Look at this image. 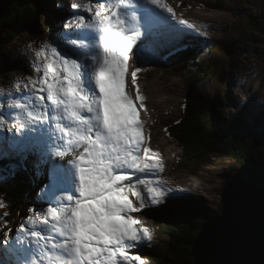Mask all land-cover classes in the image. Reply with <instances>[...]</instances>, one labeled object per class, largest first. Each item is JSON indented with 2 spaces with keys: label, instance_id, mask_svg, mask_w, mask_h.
<instances>
[{
  "label": "snow or ice",
  "instance_id": "snow-or-ice-1",
  "mask_svg": "<svg viewBox=\"0 0 264 264\" xmlns=\"http://www.w3.org/2000/svg\"><path fill=\"white\" fill-rule=\"evenodd\" d=\"M55 7L69 14L50 42L25 52L33 74L0 88V183L39 184L15 228L0 199V264H147L138 250L154 229L136 214L173 189L143 135L139 75L193 25L165 0Z\"/></svg>",
  "mask_w": 264,
  "mask_h": 264
},
{
  "label": "rangeland",
  "instance_id": "rangeland-1",
  "mask_svg": "<svg viewBox=\"0 0 264 264\" xmlns=\"http://www.w3.org/2000/svg\"><path fill=\"white\" fill-rule=\"evenodd\" d=\"M165 2L173 8L177 22L184 20L193 25L192 29L184 28L187 39L175 48L191 47L196 54V64L194 68L182 71L169 64L145 77L139 75L142 94L146 97V109L139 110L144 123L143 135L148 138L151 150L158 154L157 159L164 169L160 178L173 189L168 196L171 199L136 214L145 226L154 229L152 244L157 245L165 236L160 234L162 223L159 225L158 221L157 224L156 218L163 219L164 214L168 216L174 210L187 213L192 209L202 212V209L220 208V189L227 176L241 165L237 159L225 156H212L202 162L187 160L174 131L185 115L191 91L196 88L205 102L214 105L220 128L225 129L238 113H243L247 121L256 122L263 130L258 134L262 140L260 148H264V57L255 53V50H263L251 40L260 37L254 26L264 23V0H236L230 4L234 12L213 10L202 4L204 0ZM36 37L35 40L24 32L9 45L8 49L18 57L13 60L0 58L7 63L8 70V74L3 73L0 78V88L14 91L12 82L33 74L30 56L25 52L34 55V50L54 38L46 33ZM238 38L247 43L245 50L237 52L235 49L227 56L226 48ZM29 44L32 49L27 48ZM162 58L156 61H163ZM24 65L26 70L22 69ZM7 134L11 135V132ZM181 194L192 197L185 198L183 203L182 199L175 198ZM21 220L11 226L15 228ZM148 264L154 263L149 260Z\"/></svg>",
  "mask_w": 264,
  "mask_h": 264
},
{
  "label": "trees",
  "instance_id": "trees-1",
  "mask_svg": "<svg viewBox=\"0 0 264 264\" xmlns=\"http://www.w3.org/2000/svg\"><path fill=\"white\" fill-rule=\"evenodd\" d=\"M235 1L204 0L202 4L213 10L234 12L230 4ZM9 2L8 15L0 20V58L4 60L17 59L18 56L8 47L14 40L21 38L24 32H28L35 40L36 35L43 33L55 35L59 30L58 18L60 19V15H65L67 12V10L60 11L55 8L61 0H9ZM64 2L68 4L70 0H64ZM254 29L260 37L251 38L252 43L261 46L263 50H255V53L264 57V23L254 26ZM232 42L236 43L233 51L235 49L237 52L245 50L244 46L247 43L243 42L242 38ZM195 59L196 54L190 49V51L185 50L176 57H172L170 64H173L174 69L179 68V71H182L194 68ZM4 60L0 61V78L8 74L7 63ZM161 67L162 65L152 67L150 70ZM22 69L27 68L24 65ZM192 87H194L193 84ZM195 90L190 92L185 115L182 121L175 126L174 131L176 140L184 150L187 160L202 162L212 156H225L237 159L241 164L246 156L255 155L264 162V148H260L262 140L259 139V134L263 130L258 128L257 123L247 121L243 113H238L227 123L225 129L220 128V124L216 122L214 105L205 102ZM0 192L4 193L0 199L6 200L11 206L9 210L12 215L6 219L13 224L27 215L30 204L35 202L36 189L32 188L27 178L22 175L16 180L0 183ZM26 193L29 194L27 199ZM174 211L168 216L164 214L163 219L156 218L157 224L158 221L159 225L162 223V226H159L160 234L162 233L165 239L161 240L158 245L154 244L143 251V254L154 264H194L191 256V242L198 233L199 225L219 213V206L212 211L203 209L202 212L194 209L188 210L187 213Z\"/></svg>",
  "mask_w": 264,
  "mask_h": 264
},
{
  "label": "water",
  "instance_id": "water-1",
  "mask_svg": "<svg viewBox=\"0 0 264 264\" xmlns=\"http://www.w3.org/2000/svg\"><path fill=\"white\" fill-rule=\"evenodd\" d=\"M9 0H0V20ZM235 42L225 50L230 56ZM219 213L203 221L191 242L194 264H264V162L243 158L220 189Z\"/></svg>",
  "mask_w": 264,
  "mask_h": 264
},
{
  "label": "bare ground",
  "instance_id": "bare-ground-1",
  "mask_svg": "<svg viewBox=\"0 0 264 264\" xmlns=\"http://www.w3.org/2000/svg\"><path fill=\"white\" fill-rule=\"evenodd\" d=\"M189 44V43H188ZM143 122V121H142ZM37 189H38V187H37ZM37 189H36V191H37ZM35 194H36V192H35ZM180 197H175V198H178V199H182L183 200V203H184V200H185V198H187V197H192V196H188V194H181V195H179ZM182 202V201H181ZM179 203V202H178ZM180 204V203H179ZM186 207H188V206H186ZM178 208V207H177ZM194 210H196V209H194ZM14 225V224H13Z\"/></svg>",
  "mask_w": 264,
  "mask_h": 264
}]
</instances>
